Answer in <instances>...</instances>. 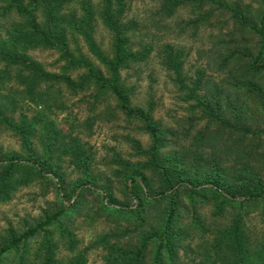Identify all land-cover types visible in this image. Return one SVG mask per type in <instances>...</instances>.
Masks as SVG:
<instances>
[{"label": "trees", "instance_id": "1", "mask_svg": "<svg viewBox=\"0 0 264 264\" xmlns=\"http://www.w3.org/2000/svg\"><path fill=\"white\" fill-rule=\"evenodd\" d=\"M256 1L258 7L241 0H162L167 13L181 5H218L230 13L241 31L258 39L256 50L246 46L221 55L224 79L216 81L200 70L189 84L184 82L183 52L170 44L165 46V66L207 121L206 128L193 138L192 148L183 155H169L163 153L165 131L152 106L147 111L131 108L130 89L122 78L124 67L144 59L152 49L134 50L129 44L130 25L124 22L126 0H99L97 4L93 0H0V15L11 19L5 33L0 34V125L19 138L27 158H0V203L21 185L45 177L35 160L37 139L46 164L65 156L83 177H90L94 154L74 128L70 125L65 132L42 112L29 114L23 109L25 103L45 110L63 109L52 84L59 80L72 84L68 72L82 70V84L110 94L121 112L141 120L151 139L148 149L136 148L142 161L122 164V175L131 182L129 193L141 202L138 210H129L136 215L133 222L142 224L140 242L128 246L108 239L117 237L119 241L130 233L128 228L102 236L95 243L106 246L107 263L177 264L181 239L198 231L208 235L201 244L205 262L264 264V234L253 242L245 224L247 215L259 207L264 211V0ZM97 14L112 35L110 54L94 36ZM77 36L84 40L90 55L72 48ZM37 48L59 51L65 61L64 74H52L36 61L30 52ZM221 130L225 136L219 145L216 141ZM203 149L214 153L203 158ZM224 153L226 158L234 156V164L222 160ZM148 173L155 175L159 183L156 189L147 182ZM87 186L83 182L79 188ZM207 196L215 201L216 216H224L229 206L234 208L228 223L214 229L205 223L197 205ZM142 202L148 203L153 215L149 220L141 217L145 211ZM67 212L62 210V218L51 215L0 243V264H87V249L78 250V238L66 221ZM50 225L75 253L66 262L56 258L57 241ZM36 237L40 238L33 250L29 242ZM10 253L12 257H8Z\"/></svg>", "mask_w": 264, "mask_h": 264}, {"label": "rangeland", "instance_id": "2", "mask_svg": "<svg viewBox=\"0 0 264 264\" xmlns=\"http://www.w3.org/2000/svg\"><path fill=\"white\" fill-rule=\"evenodd\" d=\"M221 1L232 3L237 0ZM241 1L258 7L256 0ZM93 2L97 4L99 0ZM126 2L124 22L130 25L129 44L134 50L144 51L146 46L152 48V52L144 59L129 63L122 70V78L130 89L131 108L147 111L152 106L155 119L165 131L166 147L163 153L183 155L193 147V138L206 128L207 121L201 111L193 107V101L188 100L187 90L179 86L175 75L165 66V46L170 44L183 52L184 82L189 84L200 70H204L207 76L216 81L224 79L225 71L220 66L221 55L227 50L246 46L256 50L258 39L252 33L241 31V26L230 13L218 5H205L203 8L181 5L174 12L167 13L162 0ZM97 16L95 39L110 54L112 35L99 14ZM10 20L0 15V34L5 33ZM72 48L75 51L81 49L90 55L86 43L79 36L72 42ZM30 54L50 73L64 74L65 61L59 51L37 48ZM83 72L76 69L68 72L72 84L67 85L62 80L52 84L63 102V109L45 110L29 103H25L23 109L29 114L42 112L65 132L70 130V125L74 128V133L81 136L94 154L90 177H83L81 171L65 156L54 159L52 164H46L37 139L35 160L45 177L21 185L9 199L0 203V243L51 215L62 218L64 214L61 212L66 210L69 215L66 221L78 238V250L87 249V264H108L106 246L95 243L99 238L128 228L130 233L119 238V241L117 237L108 239L111 243L120 242L128 246L140 242L142 224L140 221L133 222L136 215L129 210H138L141 202L130 195L128 185L131 182L122 175V164L142 161L136 148L140 146L144 150L148 149L151 139L143 129L141 120L121 112L110 94H100L95 86L83 85L80 78ZM216 131L217 128H213V132ZM219 133L216 143L221 145L225 131ZM202 151L203 158L214 153L211 149ZM11 157L27 160L19 138L0 125V158ZM221 158L225 162V153ZM206 160H202V164ZM233 160L234 156L226 158L230 164H234ZM146 176L151 188L156 189L159 183L155 175L148 173ZM83 182L91 187L79 188ZM205 198L204 202L199 201L197 205L205 223L213 229L228 223L235 212L234 208L229 206L224 216H216L215 201L208 196ZM142 204L145 211L141 217L146 216L149 220L153 217L147 207L149 205ZM245 224L251 240L259 241L264 234V211L261 207L246 216ZM49 229L57 241L56 258L61 262L68 261L75 253L59 238L53 225ZM206 237L208 235L190 231L182 238L177 264H210L204 261V247L201 246ZM39 238L30 240L29 245L33 250ZM12 256L13 253L8 254V257Z\"/></svg>", "mask_w": 264, "mask_h": 264}]
</instances>
